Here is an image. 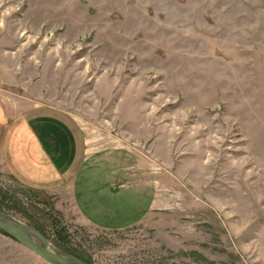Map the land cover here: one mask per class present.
Listing matches in <instances>:
<instances>
[{"label": "rangeland", "instance_id": "obj_1", "mask_svg": "<svg viewBox=\"0 0 264 264\" xmlns=\"http://www.w3.org/2000/svg\"><path fill=\"white\" fill-rule=\"evenodd\" d=\"M0 98L55 107L78 164L64 118L86 133L79 211L0 173V212L58 251L264 264V0H0ZM0 262L45 264L1 233Z\"/></svg>", "mask_w": 264, "mask_h": 264}, {"label": "crops", "instance_id": "obj_2", "mask_svg": "<svg viewBox=\"0 0 264 264\" xmlns=\"http://www.w3.org/2000/svg\"><path fill=\"white\" fill-rule=\"evenodd\" d=\"M55 110V107L35 106L23 99L17 100L11 108L0 98V173L14 177L27 189L65 196L78 210V175L89 158V142L83 137L86 133L77 128L75 121L60 115L80 138L82 164L73 162L72 157L67 154L70 146L56 145L54 116L51 117L50 129V121L47 120L50 117L47 114L54 113ZM38 124L40 127L34 129ZM67 133L66 136L70 138L68 142L71 144V134ZM63 148L66 150L60 155L64 154L61 155L64 163L58 164L55 156Z\"/></svg>", "mask_w": 264, "mask_h": 264}, {"label": "water", "instance_id": "obj_3", "mask_svg": "<svg viewBox=\"0 0 264 264\" xmlns=\"http://www.w3.org/2000/svg\"><path fill=\"white\" fill-rule=\"evenodd\" d=\"M0 233L39 258L45 264H85L52 247L38 232L0 212Z\"/></svg>", "mask_w": 264, "mask_h": 264}, {"label": "trees", "instance_id": "obj_4", "mask_svg": "<svg viewBox=\"0 0 264 264\" xmlns=\"http://www.w3.org/2000/svg\"><path fill=\"white\" fill-rule=\"evenodd\" d=\"M2 234V233H1ZM2 235H4V234H2ZM4 236H6V235H4ZM6 237H8V236H6Z\"/></svg>", "mask_w": 264, "mask_h": 264}]
</instances>
